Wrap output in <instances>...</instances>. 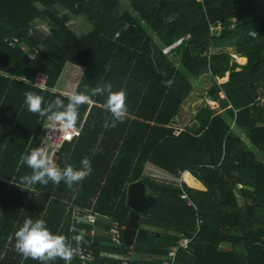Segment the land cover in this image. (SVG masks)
Returning a JSON list of instances; mask_svg holds the SVG:
<instances>
[{
  "label": "trees",
  "instance_id": "trees-1",
  "mask_svg": "<svg viewBox=\"0 0 264 264\" xmlns=\"http://www.w3.org/2000/svg\"><path fill=\"white\" fill-rule=\"evenodd\" d=\"M42 15L52 23L46 31ZM78 15L92 26L80 36L68 26ZM217 20L222 27L212 35ZM66 63L82 68L74 93L110 82L126 92L128 115L113 127L106 94L93 96L79 108L81 134L55 157L61 169H80L87 158L91 174L71 188L63 181L26 187L21 177L32 170L22 156L40 147L48 119L28 111L24 93L43 96L45 107L56 98L67 104L70 96L54 90ZM39 73L44 88L34 85ZM203 74L212 77L205 94L218 107L202 106L175 134ZM148 163L173 177L184 171L204 188L156 179L145 174ZM135 181L155 200L139 213L147 235L135 239L131 264H162L181 235L192 241L174 264H264V216L255 212L264 208V0H0V264H39L15 250L28 218L46 221L74 248L72 237L83 234L97 264H121L125 247L101 242L109 241L111 221L126 225V188ZM100 250L117 256L101 259ZM71 264H79L76 256Z\"/></svg>",
  "mask_w": 264,
  "mask_h": 264
},
{
  "label": "clouds",
  "instance_id": "clouds-1",
  "mask_svg": "<svg viewBox=\"0 0 264 264\" xmlns=\"http://www.w3.org/2000/svg\"><path fill=\"white\" fill-rule=\"evenodd\" d=\"M255 35V33H252ZM168 84L171 81L167 82ZM104 108L113 117V127L115 122H123L128 115L126 106V92L123 90L114 91L110 82L91 88L87 87L82 92L73 93L65 104L60 98L48 102L45 107L44 97L35 92L24 93V103L29 112L41 117H47L52 121L53 131L59 129L65 133L75 128L79 115V108L91 102L93 96H105ZM63 109L53 111V109ZM22 160L28 168L32 170L31 175L21 177V183L26 187L36 183L47 185L49 181L59 185L63 181L69 188L75 183L82 182L91 174V164L87 158L81 161L82 167L75 169L69 165L63 169L55 166L49 161L47 153L37 148L29 154L22 156ZM83 234L72 237L77 247H72L68 238L64 235L54 234L47 227L46 221L28 218L15 233V250L24 259H32L39 264H49L56 259H62L65 264H71L72 259L79 254V244L83 241Z\"/></svg>",
  "mask_w": 264,
  "mask_h": 264
},
{
  "label": "built area",
  "instance_id": "built-area-1",
  "mask_svg": "<svg viewBox=\"0 0 264 264\" xmlns=\"http://www.w3.org/2000/svg\"><path fill=\"white\" fill-rule=\"evenodd\" d=\"M221 27H222V24L218 20L213 23L212 22L209 23V31L212 35L219 33V31L221 30ZM15 42H16V39H13L9 41V44L13 46ZM33 57L34 55L32 53H28L29 59H32ZM34 85L40 88L45 87V77L43 76L42 73H39L36 76L34 80ZM221 97H223L222 94H221ZM82 125H83V122H81L80 125H76L74 129L69 130L67 133H65L59 129H56L53 131L52 121L48 120V122L46 123L44 134L42 136V141L40 143L39 148L43 149L47 153L49 161L53 162L55 166H56L55 157H56L58 149L65 141H71L72 139L78 137L81 134ZM181 129L182 128L180 126L174 127V133L177 134ZM184 178H185V172L178 171L177 176H175L173 182L181 186ZM180 197L185 200L186 205L196 208L193 202L189 199L187 193L184 192V190L181 191ZM74 210L76 212L81 211L79 208H75ZM87 220L90 223H93L95 221V215L89 214L87 217ZM201 224H202V220L198 219L197 227H196L197 231L199 230V227ZM125 227L126 225L124 224H120L117 221H111L110 226H109V231H108L109 242L121 243L122 233ZM89 234L93 235V230H91ZM191 241H192L191 237L181 235L177 243H175L168 249L167 256L162 261V264H174L177 253L182 249H186ZM91 245H92L91 240L82 241L79 244L80 251H79V254L76 255L77 260L79 261V264H97V257L94 254ZM75 247H77L76 242H75ZM123 247H125V253L121 256V264H131V262L134 261V258H135L133 244L124 245Z\"/></svg>",
  "mask_w": 264,
  "mask_h": 264
},
{
  "label": "rangeland",
  "instance_id": "rangeland-1",
  "mask_svg": "<svg viewBox=\"0 0 264 264\" xmlns=\"http://www.w3.org/2000/svg\"><path fill=\"white\" fill-rule=\"evenodd\" d=\"M122 5L124 7H126L127 1H122ZM40 18H41L40 21L44 23V24H42V26H40V28L42 30L46 31L48 26H50L52 23L49 21L46 22L45 17L43 15ZM76 20H77V23L75 22L74 27L82 29L83 27L81 26V23L82 24L84 23V25L86 24V22L84 21L85 17L81 16L80 19H75L74 21H76ZM88 24L90 25V29H91L92 28L91 24L89 22H88ZM72 27H73V25H72ZM84 28H85V26H84ZM227 51H229L232 54V57L235 59V61L238 64H243V63L239 62V57L234 53L233 50L228 49ZM245 62H246V59H245ZM80 76H81V68L80 67H78L74 64H71V63H66L63 70H62L61 76L59 77V79L57 81L56 88L57 87L63 88L64 84H66V83H69L68 85H70V88L71 87L73 88L72 85H75L79 81ZM226 79H227V74L225 75V77L216 78V81L218 83H221V82L225 81ZM212 83H213V80L209 74H203L200 77H198L197 81H195V85L197 86L196 87L197 90L191 92V94L187 97V99L185 101V103H186L185 105H186V108L188 109V111H186L187 116L184 117L185 121L182 122L183 125H181V127H184V125H187V124L188 125L191 124L194 115L197 113V111L202 106L209 105L211 108H217L218 107L217 102L208 99L206 97V94H205V91H207L208 88L211 87ZM47 122H48V120H47ZM47 122H45V125ZM45 125H44V130H45ZM43 134H44V132H43ZM144 169H145L146 173L150 174L151 176L153 175V177H155L156 179H158L159 175H161L158 173V170L162 171L157 166H154L153 164L150 165V163H148ZM164 173H166V172H164ZM174 178L175 177H173V180H174ZM169 179L172 180L171 176Z\"/></svg>",
  "mask_w": 264,
  "mask_h": 264
},
{
  "label": "water",
  "instance_id": "water-1",
  "mask_svg": "<svg viewBox=\"0 0 264 264\" xmlns=\"http://www.w3.org/2000/svg\"><path fill=\"white\" fill-rule=\"evenodd\" d=\"M155 200V197L146 191L142 181L129 183L126 188V203L131 212L122 233L121 243L104 241L101 244L106 247L122 248L124 245L133 244L136 238H145L147 230L139 226V213L144 212Z\"/></svg>",
  "mask_w": 264,
  "mask_h": 264
},
{
  "label": "crops",
  "instance_id": "crops-1",
  "mask_svg": "<svg viewBox=\"0 0 264 264\" xmlns=\"http://www.w3.org/2000/svg\"><path fill=\"white\" fill-rule=\"evenodd\" d=\"M124 7V6H123ZM81 16L82 15H78V16H76V17H74L72 20H70L69 21V24H68V26L70 27V29L77 35V36H80V35H82V34H84V33H86V32H89L91 29H90V25L88 24V22H87V20H86V18H85V22H86V24L84 25V23L82 24L81 23V26L83 27L82 29L81 28H76V27H74L75 25V22L77 23V20L76 21H74L75 19H80L81 18ZM72 25H73V27H72ZM84 26H85V28H84ZM168 48L167 49H165V51L166 52H168ZM241 58H243L244 59V57H241ZM245 60V59H244ZM245 62V61H244ZM81 74H82V68H81ZM61 76V75H60ZM71 82V81H70ZM78 83V82H77ZM77 83L75 84V85H72L73 86V88L71 87L70 88V85H68L69 83H66V84H64V86H63V88H56V86H55V88H54V90L55 91H58V92H60V93H62V94H64V95H68V96H71L73 93H74V90H75V88H76V85H77ZM57 84V83H56ZM186 103H184L183 104V106H182V110H181V112H180V114H179V117H180V121H179V126L181 127V125H183L182 124V122H184L185 120V118L184 117H186L187 116V114H186V111H188V109L186 108V105H185ZM194 119V118H193ZM192 119V120H193ZM182 128V127H181ZM147 165V164H146ZM145 165V166H146ZM151 165V164H150ZM144 172H145V169H144ZM158 173L159 174H161V175H159V177L158 178H166L167 180H170V181H173V176H171V178H172V180L171 179H169L170 178V176L169 175H167L166 173H164L163 171H160V170H158ZM145 174H148V173H146L145 172ZM150 175V174H149ZM153 176V175H152ZM185 180H187V182H188V184L189 185H191L192 187H195V188H198V189H203L204 187H203V185L198 181V180H196V179H194L193 177H191V176H186V174H185ZM255 212H256V214H258L259 216H264V208H259V209H257V210H255ZM105 218H103V220H104ZM104 235L106 236V237H108V233L105 231V233H104ZM102 242H104V241H102ZM101 242V243H102ZM99 256H100V258L101 259H111V258H115L116 256H117V254L116 253H114V252H111V251H105V250H100L99 251Z\"/></svg>",
  "mask_w": 264,
  "mask_h": 264
},
{
  "label": "bare ground",
  "instance_id": "bare-ground-1",
  "mask_svg": "<svg viewBox=\"0 0 264 264\" xmlns=\"http://www.w3.org/2000/svg\"><path fill=\"white\" fill-rule=\"evenodd\" d=\"M244 61H245V60H244L243 58L239 57V62H240V63H244Z\"/></svg>",
  "mask_w": 264,
  "mask_h": 264
}]
</instances>
